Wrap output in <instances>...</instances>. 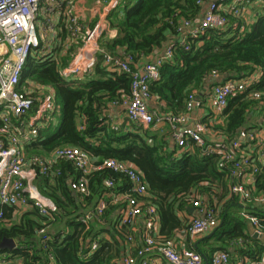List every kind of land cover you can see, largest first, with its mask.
<instances>
[{
  "label": "trees",
  "instance_id": "16d2710c",
  "mask_svg": "<svg viewBox=\"0 0 264 264\" xmlns=\"http://www.w3.org/2000/svg\"><path fill=\"white\" fill-rule=\"evenodd\" d=\"M198 0H118L109 11L106 20L116 30V36L102 40L104 48L111 53L120 49L132 54L134 60L141 59L164 46L170 35L176 33L180 20L200 14L202 4ZM203 1V0H200ZM242 21L230 18L223 29H208L185 50L178 46L174 58L160 68V78L149 85L151 93L165 102L162 110L179 113L193 91H199L206 82L212 85V71L225 79L238 78L254 71L260 72L259 81L250 88L264 93V14L241 30ZM62 27V35H66ZM102 37V38H103ZM62 43L56 44L53 55L44 59L29 56L21 75V82L34 80L50 85L55 91V100L60 104L58 124L55 128H43L35 141L25 146L27 157L51 152L60 146H78L87 151L97 163L105 158L128 160L143 172L150 199L160 217L161 231L171 237L173 230L181 226L176 211L187 206L186 194L198 188L208 190L213 182L225 187L226 171L219 169L216 157L202 154L195 147L192 152H182L172 158L174 149L168 146L166 133L137 128V131H116L105 123L104 111L108 104L119 100L130 92V79L122 72H110L103 64L101 55L90 75L80 79L66 80L60 69L70 59L75 44L58 55ZM56 51V52H55ZM255 109L264 112V99H254L248 90L229 97L224 110L223 126H217L225 136L232 138L248 123ZM247 128V127H246ZM59 173L37 178L36 185L50 197L57 211L52 220L39 215L35 208L23 212L13 219L15 209L3 206L4 219L0 223V241L12 238L18 246L4 250L11 258L21 257L24 264L35 262L49 264H111L124 253L127 227H117L118 205H110L101 215L103 222L89 219L87 225L80 221L96 201L108 189L103 181L111 177L116 181L115 192L124 189L125 179L109 169L92 171L89 174L90 194L84 198L74 196L69 181L78 172L69 161L55 164ZM208 185L203 186L202 183ZM264 187V181L258 188ZM231 200V199H230ZM230 200L221 209L222 224L202 243L214 240L217 245L210 248L207 257L215 250H228V242L234 238H249L251 244H243L236 251L240 256L257 259L264 252V243L248 234L246 220L225 210ZM237 208L264 218V207L250 204ZM49 225V238L40 242L37 229ZM101 238L95 250L90 249L93 240ZM199 249V248H198ZM200 250V249H199ZM210 260V259H209ZM233 260V259H232Z\"/></svg>",
  "mask_w": 264,
  "mask_h": 264
},
{
  "label": "built area",
  "instance_id": "2783aa9c",
  "mask_svg": "<svg viewBox=\"0 0 264 264\" xmlns=\"http://www.w3.org/2000/svg\"><path fill=\"white\" fill-rule=\"evenodd\" d=\"M47 1L0 0V223L4 219L3 206L22 211L35 208L48 221L54 218L57 207L50 197L39 190L36 180L41 176L58 174L55 164L60 160L69 161L77 170L78 175L69 181V186L80 198L90 194L89 174L109 169L121 175L127 186L115 192L116 181L111 177L105 178L103 183L108 191L80 217V221L86 225L91 218L103 222L101 215L104 211L110 205H118L117 227H127L124 243L135 245L139 235L140 244L134 247L133 256L122 255L111 264H138L149 253L159 254L165 264H201L202 255L199 251L177 247L173 238L159 233V213L150 199L144 174L135 163L116 158H105L97 163L87 151L71 145L56 147L50 158L26 156L23 146L35 141L40 129L51 124L56 102L53 87L34 80H26L21 84V75L29 56L36 55L44 59L54 52L55 43L48 40L45 31H40L39 16L43 15V22L50 23L45 14L63 12L67 21V35L78 44L70 54L68 63L60 69L63 78L71 80L90 75L101 55L108 71L125 73L130 79V92L111 102L123 107L127 126L149 129L167 124V142L170 147L182 152H192L198 147L202 154L216 157L217 167L226 171L225 179L229 180V198H235L243 205L264 207V187L258 188V183L264 179V112L259 127H241L232 138L221 131H214L211 124L217 120L224 121L228 99L236 93L248 90L251 98L264 99L263 92L250 88L259 81V71L223 81H216L219 75L212 71L211 78L215 82L208 96L211 116L208 115L210 113L199 117L192 114L204 105L203 95L199 91H193L188 96L184 110L179 113L149 107V101L157 99L149 85L160 78L161 66L173 60L175 49L178 46L190 49L191 44L206 30L226 28L231 17L241 20V30H244L247 23L245 14L252 0H207L205 7L203 1L198 0L202 4L200 14L193 18L183 17L174 34L177 39L166 43L153 60L142 64L123 49L117 54L107 51L101 35L109 23L107 20L97 21L92 27L85 28L75 9L77 0H55L51 4ZM117 2L110 0L107 3L106 14ZM43 7L45 12H42ZM105 123L109 124L107 119ZM119 126L117 124L112 128L121 131ZM209 195L211 200L207 202H202L192 192L185 195L199 213L185 221L184 229L192 237L207 234L219 224L221 207L214 194L209 192ZM239 214L251 226L253 234L264 239V218L244 208ZM139 221H142L141 230ZM48 227L44 225L36 231L42 244L49 238ZM100 240H93L90 249L95 250ZM16 247L24 248L18 244ZM48 258L49 264H52L53 256L49 254ZM230 261L227 250H217L212 254L209 264H229ZM142 262L146 263L145 260ZM244 262L264 264V252L257 259L246 258ZM0 264H24V261L21 257L11 258L9 253L1 252ZM238 264H242V261Z\"/></svg>",
  "mask_w": 264,
  "mask_h": 264
},
{
  "label": "crops",
  "instance_id": "0c3cea01",
  "mask_svg": "<svg viewBox=\"0 0 264 264\" xmlns=\"http://www.w3.org/2000/svg\"><path fill=\"white\" fill-rule=\"evenodd\" d=\"M109 1L110 0H77L76 5H75V9L80 14L81 24H83L85 28H90L97 21L106 20L107 14L105 12V8H106V5ZM54 2H55V0L47 1L48 4H51ZM206 5H207V0H203V7H205ZM43 10H44V7L42 8V12H43ZM44 12H45V10H44ZM261 14H264V1L263 0H252V2L250 3V5L247 9V12L245 14V20L247 22L246 26H250L256 20L257 16L261 15ZM45 15H46L45 17H48L46 19H49L50 23L43 22L45 20V18L43 19V15H40L38 18L39 19V28H40V31H45L46 37L48 38V40L49 41L53 40L55 45L57 43L58 44L62 43V47H61L62 49L58 52V55H61L62 53L64 54L66 49H68L69 45L74 44V43L76 45V47L74 48V50H75L78 47V44H76L77 41L74 40L73 37H70L69 35H67V31L65 32L66 33L65 36L62 35V27H64L66 29V25H67L65 14H63V12L60 11L59 13L54 12V13H49V14L47 13ZM102 35L105 38H113L116 36V30L109 26L108 28H106V30L103 32ZM176 39L177 38L175 37L174 34L170 35L168 37L167 41L164 43V45L166 43H169L170 41H174ZM55 45H54L53 51L55 49ZM160 50H161V48L153 51L151 54H149L145 57H142L141 59L138 60V63L142 64L144 62L153 60L154 57L159 53ZM223 80H226L225 76H223V75H219L216 78V81H223ZM21 84H23V82ZM211 86L212 85H209V82H206L205 85L203 86V88L201 90H199V92L203 95L204 105L201 107V109H195L192 113L193 115L199 117V116H202V115L204 116V115L210 113L208 115L211 116L212 111L210 109L209 98H208ZM55 102H56V100H55ZM164 105H165V102L163 100H159L158 98L157 99H151L149 101V107L151 109H155L158 111L162 110V107H164ZM59 114H60V104L56 102V111L54 113L53 121L51 122V124H49L47 127H44V128L52 127V130H53V128H55L58 124ZM104 115L107 117L106 119L109 123L108 127H110V128H112V126L114 127L117 124L118 125L120 124L119 129H121V131H128V130L137 131L136 130L137 127L135 125L134 126L133 125L127 126L125 124L126 123V117H125L124 109L120 105H115V104H112L110 102L104 111ZM262 116H263V111L259 110V109H255L254 111L251 112L249 119H248V123L246 124L245 127H247V128L259 127L260 123H261ZM212 123H213L212 129L214 131H220L218 127L223 126L224 121L217 120V121L211 122V124ZM150 129L152 131H159L160 133H166L165 138L167 140V134H168V125L167 124L160 125V127H158V128H150ZM26 145L23 146L24 152H25V146ZM170 148L175 150V153L172 156V158H175L182 153V151H179L175 148H172V147H170ZM44 156H46L48 158L52 157V151L44 154ZM262 162L264 163V161H262ZM262 181H264V179ZM225 182H226L225 187H223L222 184H218L217 182L210 183L209 185L207 182H203L202 183L203 186L208 185V190L204 191L205 189L201 190V188H198L197 191L196 190L192 191V193H194V195H197L201 199L202 202H207L206 200H208V199L211 200L210 195H209V192H211L216 197V200L218 202L217 204L220 205L221 209L224 207V205L227 203V201H229L231 199L229 206H227V208L225 210L226 211L229 210L235 216H237V215L240 216L239 212L243 209V207H241V209L235 207L237 202L234 200L232 201V198H229V195H228L229 180H227ZM73 193L74 192L72 191V194ZM73 195L77 196L76 194H73ZM187 202H188L186 205L187 207L185 209H181V210L176 211L177 217L181 220V226H179L173 230V233H172L170 238H173L177 247H187V248L195 249L194 244L197 243V246L200 249V251L207 256V254H209V252H210V248L213 247L214 245H217V244L214 240H209L208 243H202L201 242V239L203 237L207 236L212 231L207 233V234L193 236V237L187 231H185V229H184L185 228V221L188 220L191 216L199 214L198 210L193 208L190 205V201H187ZM240 204L243 205V203H240ZM190 208H192L193 210H190ZM29 210H30V208H28L25 211H29ZM25 211L15 210L13 212V219L17 220L18 217H20V215ZM20 212H22V213H20ZM221 219H222V217H220V221H221ZM220 221H219V223H220ZM138 225L140 227L139 230H141L142 229V221L141 222L139 221ZM246 225H247L246 227H247L248 234L254 238H257L262 243H264V239H262V237L257 236V235L254 236L253 230H252L251 226L248 225L247 221H246ZM217 227H219V226H217ZM159 233L166 236L161 231L160 221H159ZM138 236H137V240H136L135 245H128L126 243L124 244L125 248H124L123 255L130 254L133 256L135 254L134 247H136L138 244H140V240H139ZM207 237H209V236H207ZM243 244H251L250 239L249 238L244 239L242 237H237V238H234L228 242L229 249L227 251L229 252L230 258H231V261L229 264H238L240 261H242V264L245 263L244 259H246L248 257L240 256L238 254V252L236 251ZM215 251H217V250H215ZM214 252H212L210 254L209 259L211 258L212 254ZM209 259H208L207 264H209ZM143 260L146 261L145 264H165L164 259L157 253L145 254L142 257V261ZM142 261L140 259V262H138V264H143ZM201 264H204L203 259H202Z\"/></svg>",
  "mask_w": 264,
  "mask_h": 264
},
{
  "label": "water",
  "instance_id": "95a60500",
  "mask_svg": "<svg viewBox=\"0 0 264 264\" xmlns=\"http://www.w3.org/2000/svg\"><path fill=\"white\" fill-rule=\"evenodd\" d=\"M75 194V193H73ZM190 210H193L192 208H190ZM223 222V218L221 219L220 223L218 224V226H220ZM214 231H212L211 233H209L207 236H210ZM254 236H256V234H254ZM16 247V242L14 239L12 238H3L1 241H0V250L1 251H4V250H12ZM194 247L197 251H199L202 255V259L204 261V264H207L208 263V258L207 256L202 253L199 249H198V246H197V243L194 244Z\"/></svg>",
  "mask_w": 264,
  "mask_h": 264
},
{
  "label": "rangeland",
  "instance_id": "374dc122",
  "mask_svg": "<svg viewBox=\"0 0 264 264\" xmlns=\"http://www.w3.org/2000/svg\"><path fill=\"white\" fill-rule=\"evenodd\" d=\"M102 37H103V36L101 35V40H103V39H104V37H103V38H102ZM74 44H75V43H74ZM74 48H75V47H74ZM73 50H74V49H73ZM73 50H72V51H73ZM23 84H24V83H23ZM20 213H22V212H20ZM20 213H19V214H20Z\"/></svg>",
  "mask_w": 264,
  "mask_h": 264
}]
</instances>
